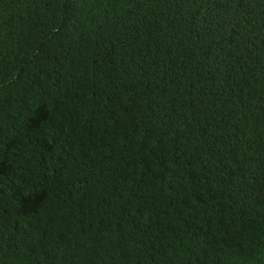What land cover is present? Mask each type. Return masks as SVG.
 <instances>
[{
  "label": "trees",
  "instance_id": "trees-1",
  "mask_svg": "<svg viewBox=\"0 0 264 264\" xmlns=\"http://www.w3.org/2000/svg\"><path fill=\"white\" fill-rule=\"evenodd\" d=\"M0 264H264V0H0Z\"/></svg>",
  "mask_w": 264,
  "mask_h": 264
}]
</instances>
